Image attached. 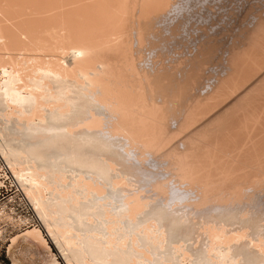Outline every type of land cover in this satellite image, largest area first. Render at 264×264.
<instances>
[{"label": "bare ground", "instance_id": "6f19581e", "mask_svg": "<svg viewBox=\"0 0 264 264\" xmlns=\"http://www.w3.org/2000/svg\"><path fill=\"white\" fill-rule=\"evenodd\" d=\"M11 1L4 0V6H14V11L4 7L11 13L2 9L0 1L1 50L13 46L12 52L23 47L25 51L38 37L33 28L39 33L43 27L56 29L61 24L63 36H52L53 45L49 33L44 35L47 40L40 31V40H47L53 49L58 42L57 50L67 52L72 60L62 65L60 58L45 57L42 64L39 57L0 54V116L8 121L7 129L1 128L12 134L11 143L0 134V151L68 264H264V215L245 208L256 202L259 206L264 199L263 12L245 32V48L233 49L227 78L204 99L188 98L178 124L180 120L175 123L177 118H172L176 110L171 113L165 104H158L152 74L138 63L140 49L135 44L145 43L147 28L153 31L155 22L182 0L177 4L174 0H95L94 4L88 0V5L82 0L87 6L82 11L76 8L78 0H63L77 3L71 5L76 11L63 2L45 9V19L43 9L58 0H44L46 4L42 0L43 9L40 0H33L38 1L36 11L30 0L34 7L18 6L27 0ZM24 5L31 17V11L43 16L24 21L21 12L18 15L26 10ZM61 5L69 9L63 11ZM13 13L23 17L21 21ZM24 22L37 25L31 28ZM26 27L35 39L27 35ZM227 103L228 108L216 110ZM102 109L110 114V121L101 117ZM180 134L186 135L184 148L175 144L167 150ZM128 145L170 157L175 180L187 182L199 193L194 192L198 199L187 205L193 212L173 211L145 196L146 180L139 175L145 162L139 159V166L132 162ZM162 182L153 181L151 187L164 197L170 189ZM33 228L39 230L27 232L43 240L42 230Z\"/></svg>", "mask_w": 264, "mask_h": 264}, {"label": "rangeland", "instance_id": "374dc122", "mask_svg": "<svg viewBox=\"0 0 264 264\" xmlns=\"http://www.w3.org/2000/svg\"><path fill=\"white\" fill-rule=\"evenodd\" d=\"M0 1H2V0H0ZM8 1L10 2V0H6L7 3H8ZM12 1H14V0H12ZM12 1L9 4H12L13 3ZM18 1H20V0H18ZM18 1L16 0L14 2H16L18 4ZM24 1H26V0H24ZM32 1L33 0H30V3L33 5L38 3V1H36L34 4V3H32ZM40 1L42 4V2L44 0L43 1L40 0ZM47 1H49V0H47ZM76 1L77 0H75V2ZM80 1H82V0H80ZM80 1L79 0L77 1L80 5L79 7H78L77 3L76 4L74 3V1H73V3L72 2H70V3H71V5H77V7L76 6L75 7L77 9L80 8L79 11L80 10L82 11V8L87 7L86 5H88V2L89 1L91 2L92 0H89V1L84 0L86 5L83 1L82 2H80ZM105 1H102V2L105 3ZM26 2H28V0ZM26 2H24V3L22 2V3L18 4V6L19 5L21 6V4H22V7H23V4L29 5V2L28 3H26ZM46 2H45V4H46ZM50 2H51V0H50ZM63 2H64L63 0L62 1L58 0V1H55L54 3H53V1L51 3L48 2V5H46L47 8H44V9H43L44 3L41 5L39 2V4L42 6V7L41 6L40 7L43 9V15L44 16L42 15V12H41L42 9L41 8H40L41 11L37 10V12L38 11L41 12V13H39V15L41 14L44 18L45 17V13H44L45 9H48L51 6H55L56 4H57V6H58V4L60 6L61 3L63 4ZM98 2H101V0H99ZM98 2H96V3H98ZM172 2H173V4H177L178 0H174ZM180 2H179L180 4L174 6V9L172 8L173 12L171 11L170 13L165 14V17L162 15V18L161 17L159 18L161 21L158 19L155 22L153 31H152V29H151V31H149L148 28H147L148 32L145 30L144 33L147 32L148 34H145V37L147 36L146 39L144 38L145 40H143V42H145V43H143V44L141 43V46L139 44V46L141 48H139V46L137 47V43L135 44L136 50L138 51L140 49L139 52L142 53V54H140V53L138 54V58L140 59V60L138 59V61H139L138 63L141 65V67L145 70L146 73H148L149 75L152 74L151 76H152V80H154V86H155L154 87V90H155L154 95H155V98H157L156 100L158 101V104L160 103L159 105L162 107L164 106L163 104H165L167 107L165 106L164 108L168 111L171 110V113L174 110H176L173 113L174 115L172 114L173 119H176L177 117H180V116L183 117V115H181V114H183V112H184V108H185L184 106L187 104V102L191 99L192 96H201V98L199 97V99H201V100L204 99L202 97H206V95L209 92H211V89L214 88V86L217 84V82L221 81V79L223 77L225 78L229 71L231 72L232 66H231V64L230 65L228 64L229 59H232V57L234 56L233 53H234V51H236V48H240L241 51H242V49H241L242 47L245 48V46H246L245 37L247 34V33L245 34V32H248V30H250L251 28L254 27V25H255L254 17H257L262 12L264 14V0H192V1L182 0ZM7 3H6V6H4L5 2L3 0L2 9H4V10L6 8L14 9L13 8L14 6L8 5ZM16 3H14L13 5L17 6ZM52 3L54 5H52ZM82 3L84 5H81ZM92 3L94 4L95 0ZM66 4H64V5H66L68 7L71 6L67 2H66ZM101 4L103 5V3H101ZM101 4L99 3V5H101ZM7 5H8V7H7ZM36 5H38V4H36ZM36 5H35V8L33 10L39 8V7L36 8ZM30 6L31 5H29L28 8ZM4 7H6V8H4ZM24 7H26V6L24 5ZM31 7H34V6H31ZM61 7H62V5H61ZM71 7H72L71 9L73 11H76L75 7H73V6H71ZM175 7H176V9H175ZM58 8L56 10V8L52 7V9L59 11V12L60 11L62 12V10L64 11L65 9H69L67 7L66 8L62 7V10H60V8L59 9ZM212 8H213V10H211ZM12 9H11V11H14ZM16 9H18V8H16ZM22 10H20L18 12V15L21 12L20 15H23L24 18L18 17V15L16 13H13V16L17 15V18L19 19V20H17L15 18V20L17 22L21 21L20 18H23L25 21V19L27 20L28 18L29 19H31L32 17L34 18V16L36 17L38 14L35 12L36 10L34 12L31 11V13H33V16L31 17L29 15L30 14L29 9H28L29 12H27L28 11L27 7H26L25 11L24 10L22 11ZM6 11H9L8 13H11L10 10L6 9ZM48 11H50V8ZM56 11L53 12V14L56 13ZM73 11H71V12H73ZM212 11H214V12H212ZM16 12H17V10H16ZM22 12H23V14H22ZM65 12L61 13L62 18L65 16L64 15ZM67 12H69V11H67ZM209 12H210V14H209ZM4 13H5V11H4ZM49 13H51V12H49ZM25 14H27V16H30V17L25 18V16H26ZM70 14H72V13H70ZM47 15L49 16V14L46 12V16ZM55 15L57 16V14H55ZM38 16L36 17L37 19H38ZM48 16H47V18H49L51 20L52 16L51 17H48ZM59 16H61V15H59ZM67 16H69L68 13H67ZM37 19H35V20L37 21ZM41 19H40V21H41ZM54 19H55V16H54L53 20ZM60 19H61V17H60ZM32 20H30V21L32 22ZM55 20H57V19H55ZM51 21H49V22L51 23ZM20 23H23V21ZM36 23H38V22H36ZM53 23H54V21H53ZM24 24H25V22H24ZM27 24H25V25L27 26ZM41 24L43 25V22ZM47 24H48V22H47ZM47 24H45V25H47ZM36 25L33 24L32 26H36ZM20 26H21V24H20ZM30 26H31V24H30ZM30 26L28 24V27H30ZM32 26H31V28H33ZM58 26H60V27H58L56 29L54 28L55 30L52 27L50 29L49 26L41 28L43 31L40 30V28H39V30L42 33L40 31H39V33L37 32L38 31L37 27H35V29L37 28L36 30L33 28V30L35 31V32L33 31L34 33L32 32V29L29 30L28 27H26L28 29L25 31H26V33L28 32V30L30 32H32V34H34L35 38L37 36L40 37L39 39H38V37L36 38V39H38V42H41L40 44H42V42L44 43V40L41 41L42 40L41 35H43V37H44V35L47 36L49 33L48 37H50V36L51 37L48 38V39H50L48 42L50 44H52L50 42L51 40L53 43H55L53 41L55 39H53L52 36L56 37L59 35V33L62 34V32L64 31L63 28L61 27V24L60 25L58 24ZM247 27H249V28H247ZM20 28L23 29V27H20ZM44 28H45V30H44ZM46 28H48V29H46ZM172 28H173V30H172ZM61 29L63 31H61ZM157 29H159L160 31ZM46 30H47V33H46ZM20 31L22 32V30H20ZM53 32H54V34L56 32V34L54 35ZM40 33H41V35H40ZM35 34H36V36H35ZM24 35L27 36L28 33H27V35L26 34H24ZM64 35H65V33H64ZM28 36H31L32 39H35V38H33V35H28ZM60 36L61 35H59V37ZM62 36H63V34H62ZM62 36H61V38H62ZM45 37L43 39H47ZM209 37L210 38L212 37V38L210 39ZM36 39L34 40V43L36 42ZM242 39L243 40L245 39L244 40L245 42L242 41ZM47 40H45L46 42L44 44H45V46L47 45L48 47H45L44 44L39 45V44H37L38 42H36L35 44L34 43L30 44V46H28L29 44L28 45L26 44L28 49L32 48L31 51H28V49H25V51H23L24 47L22 48L23 50L19 49L20 52L21 51L23 52V54H22V52L20 54V52H18L19 50L12 52V50L14 48L13 46H12V50L10 47V49L8 50L9 52L7 50H1L0 49V54L2 53L6 57L10 56V55H17V56H20L22 59H24L26 56L27 57L30 56V58H32L31 56H33L34 59H37L36 57H39L40 59L39 58L38 59L40 60L41 63L45 61V59L43 61L41 60L45 57L46 58L52 57L54 59L60 58V60H58V62L60 64L65 62L62 65H64V64L70 65L72 63V60L70 59L71 58L70 54H68L67 52L61 54L60 53V52H62L61 49L59 51L56 48L57 45H59V43L57 42L55 45L56 46L55 49H53V47H54V46H52L53 44L52 45L48 44ZM30 42H28V43H30ZM242 42H244L243 46L241 45ZM36 44L39 48L36 49L37 46H35V50H36V52H35L33 45H36ZM142 45H144V46L142 47ZM22 46H25V45L22 44ZM40 46H41V48H40ZM29 47H31V48H29ZM42 47L44 50L46 49V51L44 53H42V51H44V50L40 51L42 49ZM50 47H52V48H50ZM58 47H60V46H58ZM16 48L18 49V46H16ZM231 49H232V51H231ZM233 49H234V51H233ZM37 50L40 51V53L42 55L41 54L39 55V52ZM47 50L51 53V55L49 52L46 53ZM55 50L57 52H55ZM200 50H201V52H200ZM24 52H26L27 54ZM28 52H30V53H28ZM16 53H19V54H16ZM31 53H32V55H31ZM56 53L59 55H56ZM236 53H235V55H236ZM238 53H237V55H238ZM66 54H68V55H66ZM231 54H232V56H231ZM7 59L9 61V57ZM31 60L28 61L30 64H33L34 62L37 63L36 60H34V62H30ZM24 61H27V58ZM60 61H62V62H60ZM40 62H39V64H41ZM230 62H231V60H230ZM21 64L27 66L26 63L23 61H21ZM189 71H191V73ZM180 87H181V90L179 91ZM182 92H183V94H180ZM158 93H159V95H157ZM176 96H177V98L175 99ZM188 98H190V99H188ZM164 102H166V103H164ZM177 102H179L180 104ZM184 102H186V103H184ZM228 103H227V105H225V107L221 106L220 108H217L216 110L221 112L223 108L224 109L228 108V107H226V106H228ZM182 109H183V111H181ZM102 110H101V117L104 120L105 119L108 120L111 117V116L109 117L110 114L106 110H104V109H102ZM218 111H216V112H218ZM214 112H213V114H216ZM178 115H180V116H178ZM1 116L3 117V115H1ZM1 116H0V129H1L0 131L3 130L1 127H4L7 129V126H8V124H7L8 121H7V119H5L6 117L2 118ZM211 116H214V115H211ZM180 118L179 119L177 118V120H174V122L176 121L175 123H177L180 120L181 122L179 121L178 124L182 123L183 118L182 119H180ZM110 119L108 121H110ZM4 121L5 122L7 121V122L5 123ZM177 125H175L173 128L176 129ZM6 129L3 131L7 132ZM3 131L0 132V134H1V137H2L4 142H5V140H7V136H8V138H9V136H10V138H12V134H11V132H9V130H8V132L10 134L6 133V132L3 133ZM2 135H4V136H2ZM185 136H186L185 134L177 135L174 138L177 141L172 140V144L174 143L173 147H171L172 144L170 143L169 146L166 147L167 150H168V147H170L169 149L177 147L176 146L177 144L179 145V147H181V149H183L185 146L183 141L186 140ZM10 138L7 140V142H9V143L12 142L11 141L12 139L10 140ZM182 146H183V148H182ZM137 148H136V145L135 146L134 145H128L127 146L128 150L126 149V151L128 152L130 160L132 162H135V164H137L138 166L141 165L142 162H145L143 164L145 165L146 169L139 167V168H141V169H139V175H141L142 178L144 180H146L145 185H144L145 196L149 197L151 202H156L157 204H160V205H162V206H164L170 210L178 211L179 209H182L181 211L185 212V213L193 212L192 211L193 209L191 210L190 209L191 207L189 208L188 206L190 205L191 201L194 202L195 200L198 199L199 196H197V195L199 193H197L196 188L189 186V184L187 182L185 183L184 181L182 182L179 180H175L176 177H174L175 175H173V174H175V172H174L175 170L173 169L172 166H169L170 160H168V158L170 159V157L166 158L167 157L166 155L161 156L163 154H160V155L158 154L159 156L155 155L156 157L151 154L152 155L151 156L150 152H146V151L140 152V150H139L140 148L139 149H137ZM141 153H143L144 156L141 155ZM144 153H147V154H144ZM137 154L141 158L139 156H137ZM156 158H158V159H156ZM164 158L167 160H163ZM139 159H141V162H140L141 164L138 163ZM160 159H162V160H160ZM22 162L25 163V161H22ZM170 168H172V169H170ZM141 170H144V171L141 172ZM172 171L174 173H172ZM158 179L161 182L163 180L164 182H162V183H166V185H168L170 190H168L169 193H167L166 195H168L169 197H166V195H164V197L163 196L161 197L159 194H158L159 195L158 196L157 192L155 190H152L153 188L151 187L152 186L151 184H153V181H158ZM135 188H137V187H135ZM192 188L195 189V191L194 190L192 191ZM131 189L134 190V188H131ZM194 192L197 193L196 196H195ZM192 198H193V200H192ZM194 198H196V199H194ZM261 200H260L261 203L259 201L260 207L258 206V203L256 202V204L253 203L254 206L252 204L251 205L249 204L248 206H246L245 207L246 210H248V211L253 210L255 212V214H263L264 215V199H261ZM188 203H189V205H188ZM0 208L4 209L6 212H9L11 214L15 213L14 216H13V214H12V216L10 215V217H13L14 219H12V220L7 219L6 220L8 226L5 228V231L0 236V264H68L63 253L60 252V249H58V245L56 243H54L55 241H53V238H51L50 235L47 237L45 235L44 231H42L43 233L40 231L42 234L41 238H43V240H45V242H46L45 243L43 240L39 239V237L37 238L36 235L33 236L27 232V231H31V230L36 229V228L28 229V227L30 226V223L26 219L27 218L26 211L23 208L22 202L20 200V195L18 193H15V191H8V192L0 195ZM60 209H61L60 213H62V212L64 213L65 209H63V210H62V208H60ZM15 220L19 221V222L13 223V221L15 222ZM20 220H22V222H20ZM43 225H45V224L43 223ZM44 227L46 228V225ZM36 230H39V229H36ZM46 230H47V228H46Z\"/></svg>", "mask_w": 264, "mask_h": 264}, {"label": "built area", "instance_id": "2783aa9c", "mask_svg": "<svg viewBox=\"0 0 264 264\" xmlns=\"http://www.w3.org/2000/svg\"><path fill=\"white\" fill-rule=\"evenodd\" d=\"M8 191H15V193H18L20 195V200L22 202L24 210L26 211V215H27L26 219L30 223V226L28 228H33V227L40 228L42 231H44L45 235L48 237L49 235L42 226L41 220L38 217L34 206L27 198L22 187L18 183L13 171L11 170L8 162L6 161L3 153L0 151V195ZM5 214H9L10 217V215L12 216V214L14 216L15 213L11 214L9 212H6L4 209L0 208V236L3 234L5 228L8 226L6 220L14 219L13 217H10L9 219L8 217H6ZM18 222L19 221L16 220L15 222L13 221V223H18ZM20 222H22V220H20Z\"/></svg>", "mask_w": 264, "mask_h": 264}]
</instances>
